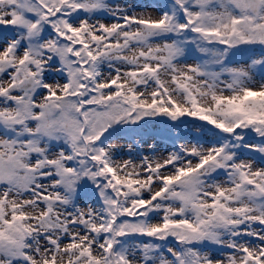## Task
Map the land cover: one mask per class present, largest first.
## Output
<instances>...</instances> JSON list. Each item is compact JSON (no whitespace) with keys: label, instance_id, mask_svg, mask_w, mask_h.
I'll list each match as a JSON object with an SVG mask.
<instances>
[{"label":"snow or ice","instance_id":"6c2138e0","mask_svg":"<svg viewBox=\"0 0 264 264\" xmlns=\"http://www.w3.org/2000/svg\"><path fill=\"white\" fill-rule=\"evenodd\" d=\"M0 264H264V0H0Z\"/></svg>","mask_w":264,"mask_h":264}]
</instances>
